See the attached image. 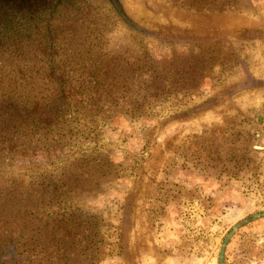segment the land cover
Instances as JSON below:
<instances>
[{"label":"rangeland","instance_id":"374dc122","mask_svg":"<svg viewBox=\"0 0 264 264\" xmlns=\"http://www.w3.org/2000/svg\"><path fill=\"white\" fill-rule=\"evenodd\" d=\"M56 2L0 40V264L77 228L80 264H264V0H121L133 27L107 0ZM51 61L73 108L114 117L32 137ZM29 190L30 228L8 225Z\"/></svg>","mask_w":264,"mask_h":264},{"label":"flooded vegetation","instance_id":"af4514ba","mask_svg":"<svg viewBox=\"0 0 264 264\" xmlns=\"http://www.w3.org/2000/svg\"><path fill=\"white\" fill-rule=\"evenodd\" d=\"M56 1H60L59 4H62L63 1L66 0H50L48 5H50L53 2L58 4ZM107 1L110 3L115 13L119 16V18L129 27H133L127 13L124 10L121 0H107ZM115 2L120 7V10L116 7ZM48 36H49V40H51L50 31L48 33ZM51 49H52L51 46H46V48H44L42 52L44 55L49 53L48 54L49 60L52 57V54L50 53ZM52 62L53 61L45 62L44 64L48 66V70L50 72L49 80L55 86V92L51 94L49 97H45V100L41 99L39 101L41 103H38V105L40 104L42 107L36 109V113H35L36 118L33 119V122L37 124L36 125L37 129L34 133L30 134L32 137H34V135H36L37 132L39 131L41 135L47 137L46 141H48V139H51L52 142L60 143V141L63 140L65 137H67L69 133L71 134L70 130L71 128H73V126H77L78 124L81 123L87 124L88 122H96L97 120L96 121L94 120L97 117L101 119L106 117L107 118L114 117V115L117 112L104 111V113H102V111L93 110V109L84 110V109L73 108L71 101L73 100V98L71 97V93L67 90V88L71 89L72 85L68 84L69 81L66 79V75L64 72H62L61 74L57 73V67ZM23 111L27 112V110H23ZM2 117L6 119H15V117L9 115V113L3 115ZM6 136L8 135L3 136L2 140L0 141L1 142L0 146L4 144L5 141L11 142L12 139H10V141L5 139ZM50 146H51L50 148L52 149L51 151L50 149H48L47 154L56 156L60 144L58 145L55 144ZM38 187H41V193H42L41 196H43L44 194H49V193H45L44 183H40V186ZM57 192L59 193V191L57 190L50 195L51 196L54 195L53 197L56 198L58 196ZM34 193H36L35 189H34ZM34 193L31 190H29V194H30L29 196L26 195L24 198H17L13 201L12 204L7 203L5 206H3L4 208L2 209L3 210L2 218L4 219L5 223H7L8 225L12 224L18 227L21 226L23 228H26L27 230L28 228H30L26 224L28 220L27 210L34 209L35 206H38V203L34 201L35 200ZM52 223L54 222L52 221ZM88 229L89 228H83L82 233L80 234L79 229L77 228L76 238L67 235V233L61 236H59V234L57 233L51 234L50 232L34 233V230L27 233V236L22 238V239H26L24 240L25 242L23 241L21 242V239L17 240V244H19L18 247L21 245H24V247L26 246L29 247V249H24L23 251L26 260L23 261L22 264H77L80 261V257L90 258V251H86L90 249V240L84 235L88 233L89 231ZM57 237H59V240L57 239Z\"/></svg>","mask_w":264,"mask_h":264},{"label":"trees","instance_id":"16d2710c","mask_svg":"<svg viewBox=\"0 0 264 264\" xmlns=\"http://www.w3.org/2000/svg\"><path fill=\"white\" fill-rule=\"evenodd\" d=\"M50 0H0V40L22 37L30 31L40 9Z\"/></svg>","mask_w":264,"mask_h":264},{"label":"water","instance_id":"95a60500","mask_svg":"<svg viewBox=\"0 0 264 264\" xmlns=\"http://www.w3.org/2000/svg\"><path fill=\"white\" fill-rule=\"evenodd\" d=\"M115 4H116V2H115ZM116 7L120 10V7L117 4H116ZM262 215H264V213L259 215L258 217H261ZM252 218H256V216H252Z\"/></svg>","mask_w":264,"mask_h":264}]
</instances>
